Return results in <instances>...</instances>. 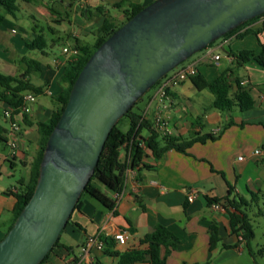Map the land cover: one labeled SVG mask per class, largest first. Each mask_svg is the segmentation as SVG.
Instances as JSON below:
<instances>
[{
    "label": "crops",
    "instance_id": "obj_1",
    "mask_svg": "<svg viewBox=\"0 0 264 264\" xmlns=\"http://www.w3.org/2000/svg\"><path fill=\"white\" fill-rule=\"evenodd\" d=\"M152 1L105 0L98 3L89 0L83 4L82 0H17V8L13 12L0 5V73L22 77L28 71L25 79L35 85H44L42 94H34L35 99L30 103V111L26 114L28 122L23 121L19 133L21 149L13 158H9L10 151L5 142L7 138L4 133L8 131L0 126V144L8 149L4 153L0 149V213L4 209L11 213L15 202L11 192L18 188L21 180H27L30 162L36 154L37 123L46 120L56 107V103L39 98L40 95L55 97L61 90L59 76L64 63L55 65L54 60L58 57L64 59V56L52 51L54 43L70 38L73 43L63 44L62 47L92 45L97 37V29L105 18L115 25L120 24L125 20L124 10L129 9L130 4L144 7ZM112 9H117L119 14L112 13ZM261 21L258 19L238 32L247 27H258ZM41 22L46 25L50 38L45 34L44 27L40 26ZM237 33L219 38L180 67L193 64L199 73V66L205 67L208 76L201 74L207 80L215 78L225 68H233L230 75L231 93L236 90L234 77L239 76L242 88L254 99V107L245 111L236 107L229 111L213 108L212 93L209 90L210 93H205L207 89L198 90L189 78L167 87V106L164 107L156 98L158 83L139 113L145 114V118L152 122L155 112L160 110L172 136L189 138L194 134L212 133L218 138L204 143L195 142L186 152L170 149L158 159L145 150L143 164L126 173L123 188L117 197L100 187L114 201L111 209L89 196L82 198V206L73 210L59 235V245L70 250L60 254L52 252L42 264H71L87 237L102 235L110 238L119 231L126 232L127 241L122 245L114 241L117 251L142 248L144 245L140 239L157 224L164 225L177 237L176 248L167 256V264H216L218 254L224 252L222 249H228L221 244L237 241L238 237L229 230L224 207L215 209L207 200L208 197L223 199L229 185L232 187L230 198L241 195L248 199L251 193L264 191V158L252 154L254 148L264 147V91L257 87L264 84V69L254 61L242 66L234 65L228 52L239 50L231 49L229 45L233 39H238ZM39 36L43 37L45 46L30 49L28 43ZM260 37L264 41V31ZM254 38L256 48L251 50L257 52L258 45ZM225 45L229 46V50L223 54L221 49ZM210 51L219 54L220 58L213 60ZM224 57L225 66L218 73L211 72L210 67L219 66ZM27 61H33L31 70ZM7 105L0 100L1 116L2 109ZM141 134L146 137L148 132L143 130ZM239 156L243 158L239 159ZM19 167L22 170L17 182L6 188L2 182L4 177L13 176ZM190 189L198 190L191 201L187 200ZM11 216L7 220H0V238ZM211 224L217 226L221 239L212 250L209 247ZM88 258L95 264H119L117 256L96 249L91 250ZM130 264L149 263L141 261Z\"/></svg>",
    "mask_w": 264,
    "mask_h": 264
},
{
    "label": "water",
    "instance_id": "obj_2",
    "mask_svg": "<svg viewBox=\"0 0 264 264\" xmlns=\"http://www.w3.org/2000/svg\"><path fill=\"white\" fill-rule=\"evenodd\" d=\"M262 14L264 0H153L108 36L72 85L46 141L34 191L0 239V264H39L118 120L168 72Z\"/></svg>",
    "mask_w": 264,
    "mask_h": 264
},
{
    "label": "trees",
    "instance_id": "obj_3",
    "mask_svg": "<svg viewBox=\"0 0 264 264\" xmlns=\"http://www.w3.org/2000/svg\"><path fill=\"white\" fill-rule=\"evenodd\" d=\"M16 2L17 0H0V5L7 11L13 12L17 8ZM142 8L143 7L139 4H130L129 9L124 10L125 20L123 22L115 25L110 19L105 18L101 26L97 29V37L92 45H75L79 50V54L64 64L59 76L61 90L55 97H53L56 107L51 111L50 116L46 120L37 123V150L35 156L30 162L28 178L26 181L21 180L18 188L11 192L15 197V202L11 210L12 216L4 235L12 226L16 217L28 202L34 191L39 172V164L46 141L67 103L70 90L80 70L100 44L120 25ZM262 16H264V14L242 23L222 37H229L234 33H237L240 29L260 19ZM263 31L264 19L258 27H247L242 32L236 34V38H243L247 34H253L256 37L258 51L254 52L250 49L229 51L228 54L232 56L235 66H242L247 62L254 61L258 66L264 69V41L260 37ZM212 44L213 43L209 46ZM43 46H45V43L42 36H39L32 42L28 43L30 49H41ZM32 63L33 61H27L30 70L32 69ZM232 70L233 68L230 67L225 68L211 80H207L201 73L196 71L194 75L189 76V79L198 90L207 89L212 93L213 100L211 106L213 108L220 111H229L235 107L241 111L250 110L254 107L255 102L250 93L242 88L239 76L234 77L236 90L234 93H231L232 84L230 81V75ZM27 73L28 71L24 73L22 77L0 73L1 101H5L7 104L18 107L22 103V95L24 93L33 92L36 95L42 94L44 85H35L29 79H25ZM159 81L156 84H158ZM257 87L260 91H264V84L257 85ZM135 104L136 102L134 105ZM134 105L123 115L127 116L129 119V128L123 132L118 129L115 124L110 130L94 172L76 203L75 209H79L82 206V198L84 194L100 203L103 207L111 209L114 205V201L106 192L118 193L122 190L127 168L138 169L139 166L143 164L145 150H149L153 158L158 159L170 149L179 152H186V150L195 142L204 143L207 140H216L218 138V135L212 133H206L203 135L194 134L189 138L161 135L154 127L153 122L145 118L142 113L133 111ZM23 121L28 122L26 114L23 115ZM143 130L148 132L146 137L141 134ZM123 150L126 153L128 152V159L123 154ZM100 186H102L106 192H103ZM231 194L232 187L229 185L227 194L223 199H218L216 197H208L207 199L209 204L213 202L220 203L221 200L224 201L223 204L228 218L229 230L232 234L238 237L235 243H222L221 246L223 248H239L242 245L249 246L250 241L254 237V231L247 209L250 202L255 198L256 193H251V201L241 195H234L230 198ZM209 233V247L212 250L221 241L217 234V226L215 224L209 226ZM99 238L104 243L103 252L108 255L117 256L119 264H130L141 261H147L149 264H167V256L176 248L177 243V237L162 224H157L151 232L146 233L140 239V243L144 245L142 248H129L123 252H119L114 248L115 240L113 237L109 238L99 235ZM69 250V247L59 245L58 238L52 249L45 255L44 259L39 264H42L52 252L60 254L63 251Z\"/></svg>",
    "mask_w": 264,
    "mask_h": 264
},
{
    "label": "built area",
    "instance_id": "obj_4",
    "mask_svg": "<svg viewBox=\"0 0 264 264\" xmlns=\"http://www.w3.org/2000/svg\"><path fill=\"white\" fill-rule=\"evenodd\" d=\"M98 3H102L105 0H94ZM83 4H87L89 0H82ZM260 19H264V16H262ZM79 54V50L75 46H64L62 47V55L64 56V59H61L60 57L56 58L54 60L55 65L66 63L71 58L77 56ZM209 55L213 60H218L220 58L219 54H214L212 51L209 52ZM196 73V68L193 64H189L180 68H177L176 70H171L168 72L165 76H163L159 83V89L157 91V101L163 105L164 107L167 106L165 104V100L168 99L167 94V87L170 85L178 84L179 82L189 78V76L194 75ZM35 99V95L32 92H26L22 95V103L20 106L15 107L13 105L8 104L6 107H4L1 111L2 117L5 121L9 123V131L8 135L9 138L6 139V145L9 148V158L15 157V155L20 151L19 146V133L21 131V126L23 123V115L29 113L30 111V103L33 102ZM145 117V114H143ZM153 125L157 129V131L161 135H171V129H169L166 125V121L162 116V113L160 110L155 112L154 118H153ZM125 157L128 159V152H123ZM253 155H256L258 157L264 158V147L259 146L253 149L252 151ZM239 159H242L243 156H239ZM133 169L127 168L126 173L129 171H132ZM121 192V191H120ZM114 193L115 197L119 195V193ZM198 194L197 189H190L187 193V200L191 201L193 200ZM211 206L215 209H220L224 207L223 203L213 202L211 203ZM113 238L117 244H125L127 241V234L125 231H119L113 235ZM104 243L99 238V235L97 236H89L85 240V242L80 247V252L76 259L71 264H95L94 261H92L89 257L90 252L92 249H96L99 251H103Z\"/></svg>",
    "mask_w": 264,
    "mask_h": 264
},
{
    "label": "rangeland",
    "instance_id": "obj_5",
    "mask_svg": "<svg viewBox=\"0 0 264 264\" xmlns=\"http://www.w3.org/2000/svg\"><path fill=\"white\" fill-rule=\"evenodd\" d=\"M24 13V12H23ZM112 13L119 14V11L117 9H112ZM40 26L44 27L46 31V25L41 22ZM48 35V32L46 33ZM49 36V35H48ZM50 38V36H49ZM218 41V40H217ZM215 41V42H217ZM73 40L70 38H63L60 41H56L54 45L52 46V51L59 56H62V45L63 44H72ZM231 49H255L256 48V42L255 38L252 34H247L243 38L233 39L231 43L229 44ZM229 46L225 45L221 52L223 54H226L228 52ZM31 52V51H30ZM199 52L193 54L191 57H189L187 60L182 62L181 64H184L192 59V57L196 56ZM226 58H222L219 62V66H212L210 67L211 72H216L220 70V68H223L225 66ZM180 64V65H181ZM178 65L173 70H176L180 67ZM200 72L206 76H208L205 73V67L199 66ZM2 72V70H0ZM158 84H156L154 87H156ZM150 88L147 90L136 102V104L133 107L134 112H140V109L144 106V101L147 99L149 93L153 90V88ZM205 93H210L208 90H205ZM39 98L45 99L51 104H54L55 101L53 97L50 95H40ZM204 100H207L204 98ZM207 102V101H205ZM118 129L125 132L129 128V119L127 116L121 117L118 122L116 123ZM0 126L5 128V130L9 131V123L4 122L2 119V116L0 115ZM6 138H9L8 132L4 133ZM1 151L7 152L8 149L6 147L2 148L0 144ZM4 150V151H3ZM21 167L18 169H15L14 175L9 177H4V180L2 181L6 188H8L10 185L15 184L17 182L18 177L20 176ZM102 189H104L102 186H100ZM87 195H83V197H86ZM249 201L252 200L251 196L249 195L248 198ZM248 216L251 220L253 231H254V237L250 241L249 246L242 245L237 249H225L222 251L221 254H218V260L216 264H264V191L262 192H256V196L253 199V201L250 202V205L247 209ZM10 214L7 209H4L3 212L0 213V220H7L10 217ZM0 226H2L0 224ZM220 248V246H219Z\"/></svg>",
    "mask_w": 264,
    "mask_h": 264
}]
</instances>
